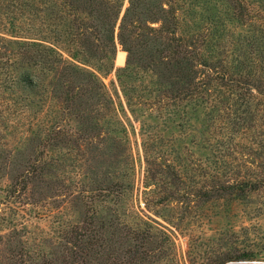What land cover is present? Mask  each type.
<instances>
[{
  "label": "rangeland",
  "instance_id": "rangeland-1",
  "mask_svg": "<svg viewBox=\"0 0 264 264\" xmlns=\"http://www.w3.org/2000/svg\"><path fill=\"white\" fill-rule=\"evenodd\" d=\"M88 1L91 0L82 1L81 7L90 5L86 4ZM17 2H0V32H5L6 25L10 26L12 15L18 22H29L18 13ZM171 2L176 8L181 33L203 36L208 34L203 29H209L213 13L225 19L226 9L237 3L236 0ZM127 6L128 0H124L115 24L114 67L102 78L104 96L97 99L90 95L92 103L85 113L83 106L80 112L77 106L85 103L89 94L80 89L81 79L73 81L72 76V84L62 85L61 90L54 88L39 116L32 112L28 115L25 107L20 114L0 112V116H5L0 118V264H101L95 262L93 251L81 262L77 255L80 245H73L75 236L90 240L89 234L80 236V233L88 227L84 219L93 213V206L101 209L95 221H105L106 227L113 221L120 220L121 224L128 213H136L167 234L172 243L165 247L166 257L158 253L154 244L146 243L145 264H156L162 257L167 264H264V111L257 109L260 114L255 118H230V110L224 105L228 97L220 95L222 101L216 95H205L206 106L218 105L221 110L216 122L204 118L207 110L196 114L190 107L186 109V117L175 118L178 122L173 129L162 126L164 118L157 116L162 106H143L133 115L115 77V70L123 67L127 58V52L117 43L118 26ZM250 7L254 10V4ZM227 20L229 24L220 30L225 33L224 39L211 44L215 59L208 50L202 53L201 63L208 65H195V81L208 79L215 70L226 76L220 66H227L232 58L222 50L226 44L229 46L228 40L240 39L246 28L236 24V15ZM141 26L146 31V24ZM144 52L149 55L150 48ZM261 71L256 67L254 73L259 75ZM141 72L148 88L153 85L151 82L159 81L165 94L178 92L176 75L171 77L167 72L163 75L155 66ZM251 94L264 98V89L253 85ZM60 110H64L63 118ZM30 124L33 125L29 128ZM41 130L42 136L56 139L51 144H57L59 139H71L76 146L59 145L48 151L46 160L52 159L54 165L48 168L46 164L41 174L31 175L23 189L21 176L26 175L29 163L41 151L37 147ZM57 130L63 132L56 135ZM147 133L161 141L153 146L151 140L142 136ZM65 154L69 159L64 160ZM174 162L180 167L177 170L187 177L172 178L166 169H175ZM146 168L162 176L154 195L145 187L149 181ZM74 174L85 176L84 190L97 199L83 195L76 199V190L70 185ZM249 178L255 185H247L240 197L235 187L227 188ZM120 184L123 192L117 201L111 196L103 197L101 189H114ZM121 227L122 230L111 232L103 230L105 238L116 233L117 243H109L104 249L99 246V255L114 256L136 247L131 238L126 239L124 225ZM128 256L123 254L117 262L132 264ZM136 262L134 259L133 264Z\"/></svg>",
  "mask_w": 264,
  "mask_h": 264
},
{
  "label": "trees",
  "instance_id": "trees-1",
  "mask_svg": "<svg viewBox=\"0 0 264 264\" xmlns=\"http://www.w3.org/2000/svg\"><path fill=\"white\" fill-rule=\"evenodd\" d=\"M1 1L5 3L6 0ZM82 1L84 0H18L16 9L29 22H18L15 15H12L9 17L10 26L7 28L6 25L5 32H0V112L7 111L11 115L20 114L25 107V112H28V115L31 112L38 115L44 109V102L51 96L54 88L61 90L62 85L72 84L70 76L73 81L81 79L82 88L80 89L89 94L87 101L81 102L77 106L79 112L80 107L83 106L85 113L87 107L92 103L90 95H95L97 99L104 96L106 88L102 78L110 74L114 67L116 53L114 28L124 0H91L86 2L90 5L84 4V7H81ZM162 1L128 0V6L125 8L118 26L117 43L122 50L127 52V58L125 65L115 70V77L129 111L136 115V112H140L143 106H162L157 116L164 118V121L161 120V124L169 129L175 128V123L178 122L177 118L186 117V109L189 107L196 114L204 109L207 110L204 118L216 122L221 110L217 107L218 105L213 107L208 104L206 106L205 95H216L222 101L223 97L220 95L228 97L224 105L230 110V118H255V115L260 114L257 109L264 111V98L251 94L253 85L264 89V0H236L237 3H231L230 9H226L224 12L227 15L225 19L218 13H213L209 29H203L205 33H208L205 36L200 33L194 34L195 32L192 34L181 33L179 20L176 17V8L172 6L171 0ZM92 4L93 8H91ZM252 4H254V10L253 7H250ZM164 5L168 7L165 8ZM86 6L87 8H85ZM234 15L238 20L236 24L242 27L246 26V28L240 39L228 40L229 46L226 44L222 50L223 54H229L232 58L227 66L226 64L220 66L221 70L226 72V76L223 72L215 70L208 79L203 78L195 81V65L206 64V62L201 63L202 53L208 50L211 55L208 53L207 55L215 59L216 54L212 55L214 53L212 41L218 43V40L224 39L225 33L220 30L229 24L227 18ZM12 19L15 20V23ZM36 19L38 22L34 24ZM143 23L146 24V31H142ZM153 24L157 26H152ZM144 50L148 51L149 55H145ZM194 61L195 63H193ZM153 66L161 69L163 75L167 72L171 77L175 75L177 78L179 77L176 85L181 91L178 90L176 94L172 93L169 96V94H165L164 87L159 86L160 82L155 80V82H151L153 84L151 88H148L149 86L145 85V74L141 71ZM256 67L262 70L261 74L254 73ZM194 82L197 83L193 84ZM47 108L46 106L45 109ZM60 111L62 115L60 118H63L64 110ZM108 111H113V108ZM0 118H5V116L2 115ZM34 118L39 117L34 116ZM32 125L30 124L28 127L30 128ZM39 132L37 139L40 144L37 147L41 151L29 163L26 175L21 176V179L24 177L22 179L23 189H26L29 179H32L31 175L34 176L37 172L41 174L46 164L48 168L54 165L52 159H50L51 161L46 160L48 151H53L54 147L59 145L66 148H69L70 145L76 146L74 140L71 139L66 141L59 139L57 144H51L56 139L47 138V135L42 136V132H44L42 130ZM62 132L57 130L56 135ZM142 136L145 140H151L153 146L158 140L161 141L152 133ZM68 154L64 155V160L69 159ZM150 161L147 160L148 163H151ZM173 165L175 169H166L172 178L187 177L177 170L180 167L175 162ZM145 173L146 179H149L145 183V187L150 188L147 192L154 195L156 186L162 181V176L148 168ZM84 177L74 174L70 178L72 180L70 185L77 193L74 196L76 199L82 195L84 198L97 199L96 195L88 194L84 190L82 186ZM153 179L156 181L154 182ZM250 179L243 180L234 186H227V188L235 187L238 190V196L239 193L241 196L245 193L244 188L247 185H255V182ZM253 187L255 189V186ZM100 191L103 192V197L111 196L117 201L116 199H119L123 192V186L120 184L117 187L114 186V189L108 187ZM11 192L13 191L10 190ZM89 201L91 200L89 199ZM93 208V213L84 219L87 222V229L83 228L80 233V236L89 234L90 240L85 241L78 236L74 238L73 245H80L77 255L81 262L90 251H93L96 263L123 264L117 261L120 256L125 254L129 255L132 264L134 259L137 261L136 264H145L147 262L146 243L154 244L158 253L166 257L165 247L170 246L169 244L172 242L165 232L143 220L136 213H128L121 224L120 220L117 223L113 221L106 227L105 221L99 219L95 221L97 215L101 213V209L99 210L95 206ZM121 225H124L126 234H128L126 239L131 238L136 247L132 250L127 248L120 254L117 252L114 256L113 254L107 255V257L99 255V246L104 249L109 246V243H117L116 233H111L106 238L104 233L114 229L122 230ZM103 230L106 231L103 232ZM224 256L226 260V254ZM102 259L103 261L100 262ZM165 259L160 258L156 264H167Z\"/></svg>",
  "mask_w": 264,
  "mask_h": 264
}]
</instances>
